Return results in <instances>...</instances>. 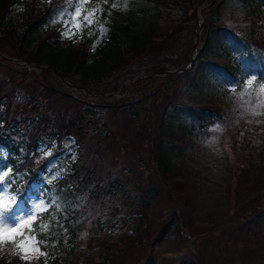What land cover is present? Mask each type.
<instances>
[{
    "label": "trees",
    "instance_id": "16d2710c",
    "mask_svg": "<svg viewBox=\"0 0 264 264\" xmlns=\"http://www.w3.org/2000/svg\"><path fill=\"white\" fill-rule=\"evenodd\" d=\"M49 1L47 3L44 0H0V37L10 42L20 41L22 49L32 55V61L38 66H47L48 69L65 77L78 76L83 82L92 76L96 77V82H102L104 78L110 77L127 66L137 64L138 61H140V72L160 75L168 71L167 65L179 72L185 70L192 61L196 37L193 28H196L198 21L195 14L197 8L189 19L185 16L201 4V0H106V2L105 0H89L83 14L86 15V10L94 7L98 10L92 17L94 23L83 28V43L86 46L73 44L65 48L61 47V37L57 30L60 27L66 28L65 24H70V18L69 16L59 17L55 13L56 10L67 8L72 16V8L69 6V0ZM229 1L222 0V7L229 5ZM78 2L80 1L71 0V5H76ZM237 2L242 5L245 11L244 18L251 21L250 25L240 31L236 22L230 25L219 16L211 21L208 15V27H205L202 44L195 54L194 65L178 76L183 85L180 88L176 85L169 89L167 83L163 84L162 89L167 103L161 110L157 124L152 125L149 120L153 118L155 101L149 102L147 93H141L140 96L143 98L137 102L122 105V111H125L135 123L134 127L127 124L131 132L129 131L128 134L124 132L122 139L129 148L137 146L139 150L140 147L145 149L147 144L150 146L152 142L161 176L170 184L172 180L180 182L179 190L182 191L185 190L184 182L176 179L183 176L178 163L187 157L193 142L192 138L206 132L218 119L217 113L208 111L204 107V101L225 94L228 86L237 84L239 78L246 79L254 72H259V76L260 73L262 76L264 74V0H238ZM113 4L116 5L115 8L112 7ZM213 11L220 15L223 10L216 5ZM171 12L180 14L179 19L169 17L171 25L179 26L188 23L186 31L180 35L184 38L177 41V45L168 42L172 35L169 29L166 34L162 32L166 27V25L163 26L165 15L170 16L168 13ZM13 14L17 17H12ZM234 18H236L235 14ZM13 21L19 22V27L23 29L20 31L17 24L14 26ZM101 24L105 30L103 34L97 30ZM45 30L52 32L43 38ZM90 31L95 32V35H89ZM36 41H38L37 44ZM94 43L95 50L92 51ZM253 47L257 54H253ZM182 52L187 55L182 57ZM131 56H140V60L136 59V62L131 64L134 61L129 60ZM12 66L15 70L16 64ZM23 68H25L23 80H27L31 74L28 72V67ZM6 80L8 79L2 76L0 83ZM32 85L39 89L41 93L39 97L42 98V90L47 88L39 82H33ZM34 95L20 92L19 86L15 90H9L7 94L0 93V105L5 106L9 118L7 126L3 128L0 135V165H7L4 169L11 167L14 176H17V172L20 173V179L16 182L17 187L22 182L21 179L39 182L40 177L43 178L39 172L46 168L47 163L45 162L37 169L38 174H29L28 168L36 164L40 141L51 143L53 139H57L61 143L65 136H74L78 142H83L82 159L73 165L69 173L59 178L57 183L44 185L43 190L47 195L59 201V210L52 208L35 225L36 234L42 237L41 246H46L51 254L56 255V259L50 264H77L81 256L89 257L86 252L89 249L77 247L82 226L80 223L77 224L79 212L75 210V205L76 199L86 190L78 187L89 186L92 178L91 181H96L95 189L100 191L92 192L93 195L98 197L112 195L113 198L127 196L132 206L131 211L141 223L145 222L154 211V202L159 197L158 190L143 187L142 183L145 181L142 179L143 176L140 178L139 170L142 165L140 159L135 166L125 165L124 175L128 176L126 181L118 178L111 181L110 176L104 181L103 178L94 176L99 171L97 172L93 161L90 162L92 171L85 167L86 161L89 163L90 160L88 149L85 141L76 132L80 128L81 121L72 120V111L68 112L70 120L64 113L55 116L54 113H35L38 107L39 109L45 107V103L39 101L40 99L37 100L38 97ZM71 99L78 105L80 113L86 119L88 117L91 119L90 126L95 125L92 119L99 118L100 122L101 116L104 115V113L100 114L102 107H92L90 103L73 95ZM19 104L21 106L15 109ZM0 120H3L1 116ZM25 124L35 130L34 137H30L22 128ZM104 128L107 129L106 137L117 135L109 127ZM3 147L7 152L6 157L2 153ZM97 154L98 160L101 161L100 154ZM149 161L152 163L151 159ZM147 170L155 173L154 168ZM99 173L102 174V172ZM133 176L137 177L134 179ZM103 181L104 185H102ZM129 184L138 191L137 196H132L128 192ZM177 223L178 221L172 218L165 224L155 241L156 244H160L171 235ZM95 224L101 230L103 223L100 218L95 221ZM262 224H264V209L259 210L252 218H247L239 228L235 229L238 239L244 240V234H248L252 226L255 234L264 238ZM38 225L46 226V230ZM62 227H65L67 231H63ZM249 247L247 252L252 253V261L264 264V246L255 249L250 242ZM6 249L5 247L4 250ZM2 253L0 250V257L5 259L0 260V264H29L16 256L5 257ZM77 253L79 256L74 259ZM253 255H258L260 259L254 258ZM105 260L108 264H115V261L108 257ZM181 264L196 263L182 262Z\"/></svg>",
    "mask_w": 264,
    "mask_h": 264
},
{
    "label": "rangeland",
    "instance_id": "374dc122",
    "mask_svg": "<svg viewBox=\"0 0 264 264\" xmlns=\"http://www.w3.org/2000/svg\"><path fill=\"white\" fill-rule=\"evenodd\" d=\"M237 1L230 0L229 5L224 8L221 5L222 0H201V4L186 14L185 17L189 19L197 8L195 14L198 21L196 28L193 29L197 34L198 47L202 44L205 27H208V15L211 21L219 16L230 25L236 22L240 31L248 28L251 21L245 20V11ZM216 5L223 10L220 15L213 13ZM168 14L170 16L165 15L163 26L166 25V27L162 32L166 34L169 29L172 35L168 42L177 45V41L184 38L180 35L186 31L188 23L173 26L169 17L179 19L180 14H172V12ZM12 17L17 16L13 14ZM74 17L78 27L73 26L72 30L67 31L71 38L67 36L62 38L63 46L75 40L80 33L81 11L79 16L74 15ZM13 22L14 26L17 24L19 27V22ZM22 29L20 28V31ZM21 46L20 41L10 42L0 37V73L8 79L0 83V93L7 94L10 88L19 86L24 94L33 93L34 97H38L37 100L40 99L39 101L45 103V107L41 109L38 107L36 113H54V116L64 113L70 120L68 112L72 111V120L81 121L79 131L76 130V132L85 141L88 149L90 160L89 163L86 161L85 167L92 171L90 162L93 161L97 172H102L94 176L100 178L110 176L111 180L118 178L126 181L128 176L122 174L124 165L136 162L142 156L147 158L148 162L149 157L145 152L147 147L144 150H139L137 146L129 148L122 139L124 131L127 134L130 131L127 124L135 126L133 119L122 111V105L137 102L143 98L140 96L141 93H147L150 98L149 102L155 101L153 118L149 120L152 125L157 124L161 110L167 103L165 92L162 89L163 84L167 83L169 89L176 85L180 88L183 85L178 77L181 74L180 71L175 72V69L167 65L168 71L163 75L140 72V61L134 64L136 59L140 60V56H131L129 60H134L131 63L134 65L115 72L110 77L104 78L102 82H96V77L92 76L86 83H83L76 76H58L44 66L36 67L37 64L32 61V55L23 50ZM252 49L253 54H257L256 49L254 47ZM182 53V57L187 55L185 52ZM14 64H16L15 70L11 67ZM23 67H28V72L31 74L27 80H23L25 70ZM33 82H39L47 88L42 90V98L39 97L41 95L39 89L33 87ZM256 86L253 84L247 91L243 88L244 93L241 92L236 97L235 109L226 107V110H230L226 114L219 109L223 118L216 127L211 129L209 139H199L191 149L194 157L179 161L187 167L189 172V176L185 179L184 191L179 190V183L176 181H173L170 186L158 179L152 171L140 170L143 179L146 180L142 183L143 187H155L160 192V198L154 202L155 209L150 213L145 224L140 225L135 216L130 214L132 206L127 196H117L111 199V196L103 195L110 199L100 206L97 203H91L90 199L95 181L87 186L86 193L77 199L76 204L81 206L85 222L80 230L79 238L83 244L91 241L93 245L86 251L89 257L81 256L77 264H108L106 257L115 261V264H181L186 261L199 264H235L243 259L241 254L235 250L238 244L251 241L255 249L264 246V238L255 234L253 226L248 234H244V240H239L235 232V229L239 228L247 218H252L259 210L264 209V92L255 91ZM72 95L85 100L92 107H102L100 114L104 113V115L101 116L100 122L99 118L92 119L93 124H98V126H90L89 120L91 119L89 117L86 119L80 113L78 105L71 99ZM231 98L233 103L235 96ZM216 103L215 101L210 104L216 105ZM206 104V106L209 105V103ZM20 106L21 104L17 105L15 109ZM254 112H259L261 115H254ZM255 125L258 127H254L255 132L253 133L249 126ZM104 127H109L117 135L106 137L107 129ZM22 128L28 132L30 137H34L35 130L30 125L25 124ZM78 144L83 149L82 141L78 142L72 137H67L57 145L59 148L61 146V150L52 151L55 146L50 149L42 145L41 160L36 161L37 166L44 161L49 162V172L52 176H58V172L53 171L59 167L61 161L64 162L63 165L69 166L76 160V145ZM97 153L100 154L101 161L98 160ZM59 159L61 161L58 164ZM112 175L114 176L111 177ZM254 186L257 187L258 193L252 199L254 192L251 190ZM35 189L36 187L33 191ZM128 192L132 196L138 194L133 185L129 186ZM4 195L7 198L9 193ZM181 200L185 201V204ZM248 200L250 202L240 206L241 201L247 202ZM171 202L176 204L175 214H171L174 209L170 206ZM98 217L103 224L105 220H110L111 229L100 232V228L95 224ZM172 218L178 221L177 230H173L164 242L156 244L155 241L163 226ZM136 226L142 230L140 236L135 234ZM182 226L184 227L182 235L185 237L179 235L178 230ZM262 228L264 230V224ZM108 232L110 235L106 234ZM193 235L198 239L195 240ZM35 241L37 242L36 239ZM36 247H38L37 243L32 246V251L20 252L28 255L30 261H37L43 255H39L42 253L40 249L39 253L35 251ZM250 254L252 255L251 252ZM78 256L77 253L74 259ZM253 257L260 259L258 255H253ZM245 264L259 263L246 261Z\"/></svg>",
    "mask_w": 264,
    "mask_h": 264
},
{
    "label": "snow or ice",
    "instance_id": "6c2138e0",
    "mask_svg": "<svg viewBox=\"0 0 264 264\" xmlns=\"http://www.w3.org/2000/svg\"><path fill=\"white\" fill-rule=\"evenodd\" d=\"M69 6L72 8L75 16L80 15L82 4L78 3L76 5H71V0H69ZM112 7L115 8L116 5L113 4ZM97 10L96 7L86 10L87 14L84 15L83 20L81 21L85 27L94 23V20L90 17H93ZM55 15L59 17L69 16V18L72 19L73 26L78 27L75 17H72L69 14L67 8L56 10ZM65 26L67 27V24H65ZM97 30L101 31V34L105 31L102 24ZM89 35H95V32L90 31ZM65 36L69 39L71 38L67 31L61 33L62 38ZM93 50H95V43L93 44ZM256 79V75L251 74L250 78L238 79L236 83L243 85L244 90L247 91L253 86ZM254 90L264 92V82L259 83ZM231 91H235V88L233 87ZM253 114L261 115L259 112H254ZM4 167H7V165H0V173H2V175H0V249H2L5 244L11 243L14 249L18 248L20 251L26 253L32 251V246L37 243L34 237L29 238L28 235L33 231L31 223L38 219L42 215V212L47 211L48 208H53L58 211L60 204L55 197L48 196L44 190L31 193L30 189L21 191L18 187H14L17 180L20 179L19 174H17V176L9 177L11 169L9 168V171H4ZM5 177H9L7 182H5ZM57 178L58 176L56 175L52 176L51 179L48 180V183L51 184L52 180ZM5 193H9L7 198L4 195ZM38 227H44L46 230V226L38 225ZM39 243H43V241H40ZM35 251L39 253V248L36 247ZM14 254L19 253L14 251ZM39 255L46 254L39 253ZM20 259L29 261L30 257L28 255H21Z\"/></svg>",
    "mask_w": 264,
    "mask_h": 264
}]
</instances>
